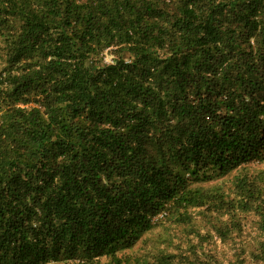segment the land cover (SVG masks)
<instances>
[{"label":"trees","instance_id":"trees-1","mask_svg":"<svg viewBox=\"0 0 264 264\" xmlns=\"http://www.w3.org/2000/svg\"><path fill=\"white\" fill-rule=\"evenodd\" d=\"M252 163L264 0H0V264H130Z\"/></svg>","mask_w":264,"mask_h":264},{"label":"rangeland","instance_id":"rangeland-1","mask_svg":"<svg viewBox=\"0 0 264 264\" xmlns=\"http://www.w3.org/2000/svg\"><path fill=\"white\" fill-rule=\"evenodd\" d=\"M238 177H247L256 191L251 209L242 207ZM193 187L208 195L207 203L188 210V223L163 221L143 234L125 252L130 264H153L160 258L169 264H264L263 223L255 210L258 206L264 211V163L214 175Z\"/></svg>","mask_w":264,"mask_h":264}]
</instances>
